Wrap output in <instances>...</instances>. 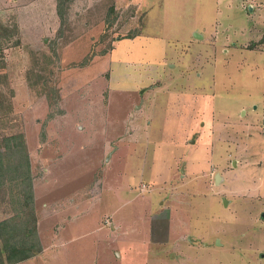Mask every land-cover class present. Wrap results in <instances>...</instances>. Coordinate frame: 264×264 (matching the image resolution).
I'll use <instances>...</instances> for the list:
<instances>
[{
  "label": "rangeland",
  "instance_id": "obj_1",
  "mask_svg": "<svg viewBox=\"0 0 264 264\" xmlns=\"http://www.w3.org/2000/svg\"><path fill=\"white\" fill-rule=\"evenodd\" d=\"M11 136L19 264H264V0H0Z\"/></svg>",
  "mask_w": 264,
  "mask_h": 264
},
{
  "label": "trees",
  "instance_id": "obj_2",
  "mask_svg": "<svg viewBox=\"0 0 264 264\" xmlns=\"http://www.w3.org/2000/svg\"><path fill=\"white\" fill-rule=\"evenodd\" d=\"M9 173L16 174L17 177L25 176L30 181L29 187L32 188L30 158L23 136H11V138H7L5 149L0 150V187L4 185L5 178L9 177ZM32 192L33 190L30 189V197L33 196ZM31 204L27 202L28 208ZM30 220L31 222L26 226L25 235H29L35 239L36 220L33 217H30ZM33 243H31L32 246ZM22 247L24 246L19 247L10 244V242L6 243L4 249L0 247V264H19L30 259L33 256V252L30 249ZM4 253H6L5 258H3Z\"/></svg>",
  "mask_w": 264,
  "mask_h": 264
},
{
  "label": "water",
  "instance_id": "obj_3",
  "mask_svg": "<svg viewBox=\"0 0 264 264\" xmlns=\"http://www.w3.org/2000/svg\"><path fill=\"white\" fill-rule=\"evenodd\" d=\"M217 180H219V177L217 176ZM263 216H264V214H263Z\"/></svg>",
  "mask_w": 264,
  "mask_h": 264
},
{
  "label": "crops",
  "instance_id": "obj_4",
  "mask_svg": "<svg viewBox=\"0 0 264 264\" xmlns=\"http://www.w3.org/2000/svg\"><path fill=\"white\" fill-rule=\"evenodd\" d=\"M135 200V199H134ZM133 201V200H132Z\"/></svg>",
  "mask_w": 264,
  "mask_h": 264
}]
</instances>
